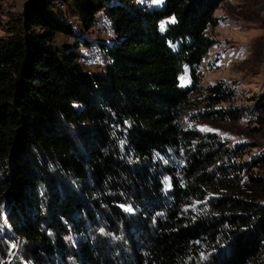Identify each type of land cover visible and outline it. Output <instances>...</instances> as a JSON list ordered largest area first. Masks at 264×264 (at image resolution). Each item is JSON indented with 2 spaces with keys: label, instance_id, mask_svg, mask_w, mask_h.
Instances as JSON below:
<instances>
[{
  "label": "trees",
  "instance_id": "obj_1",
  "mask_svg": "<svg viewBox=\"0 0 264 264\" xmlns=\"http://www.w3.org/2000/svg\"><path fill=\"white\" fill-rule=\"evenodd\" d=\"M143 1L79 0L72 30L68 0H31L0 36V264H249L262 249L264 203L217 191L264 182V153L194 126L264 121V94L251 111L200 87L224 0Z\"/></svg>",
  "mask_w": 264,
  "mask_h": 264
},
{
  "label": "rangeland",
  "instance_id": "obj_2",
  "mask_svg": "<svg viewBox=\"0 0 264 264\" xmlns=\"http://www.w3.org/2000/svg\"><path fill=\"white\" fill-rule=\"evenodd\" d=\"M79 0H68L66 13L67 25L77 29L79 20L73 17L75 4ZM31 0H0V36H4L12 16L24 12ZM149 7H158L160 3L151 0L143 1ZM68 13V14H67ZM216 23L208 33L216 44L210 48L198 71L201 75L200 87L204 91L209 85L222 84L231 91L233 100L222 104V107L247 106L254 111L264 94V0H224L214 14ZM103 28L90 36L96 39L103 37ZM108 35H104L106 37ZM59 42L74 44L66 35H56L54 44ZM85 58L79 62L90 72L101 71L103 64L96 53L84 51ZM191 85L189 69L180 76V88ZM194 126L202 133H215L220 137L223 148L244 145L243 160L264 153V121L257 123L252 117L242 116L237 120L214 122L199 120ZM264 168V165H263ZM259 169H254L253 176ZM249 174L242 175L235 187L227 186L218 189L217 193L227 197L233 195L255 204L264 203V182L254 184L247 180ZM258 180H260L258 178ZM249 264H264V244L258 255Z\"/></svg>",
  "mask_w": 264,
  "mask_h": 264
},
{
  "label": "built area",
  "instance_id": "obj_3",
  "mask_svg": "<svg viewBox=\"0 0 264 264\" xmlns=\"http://www.w3.org/2000/svg\"><path fill=\"white\" fill-rule=\"evenodd\" d=\"M51 3L57 8V9H63L65 6V0H51Z\"/></svg>",
  "mask_w": 264,
  "mask_h": 264
},
{
  "label": "snow or ice",
  "instance_id": "obj_4",
  "mask_svg": "<svg viewBox=\"0 0 264 264\" xmlns=\"http://www.w3.org/2000/svg\"><path fill=\"white\" fill-rule=\"evenodd\" d=\"M151 2H152V3H160L161 0H151ZM172 22H175L174 19H173ZM165 179H167V178H165ZM128 211H131V209L129 208ZM100 231H103V229H101ZM204 259H206V257H204Z\"/></svg>",
  "mask_w": 264,
  "mask_h": 264
}]
</instances>
